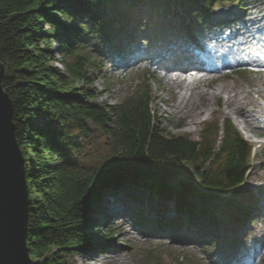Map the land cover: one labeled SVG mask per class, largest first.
Returning <instances> with one entry per match:
<instances>
[{
    "label": "trees",
    "instance_id": "1",
    "mask_svg": "<svg viewBox=\"0 0 264 264\" xmlns=\"http://www.w3.org/2000/svg\"><path fill=\"white\" fill-rule=\"evenodd\" d=\"M216 1L0 0L2 85L13 101L15 136L28 182L32 264H65L79 248L99 239L96 213L103 212L102 189L134 188L129 197L135 199L143 196L136 195L139 190H147L152 199L172 201L179 218L168 215L163 204L148 211L157 228L177 230L185 222L200 236L216 227L217 218L204 217L210 208L225 217L217 209L219 200L240 209L242 200L253 201L254 195L240 188L251 168L253 147L232 120H224L223 127L218 119L211 120L198 140L172 135L160 126L146 86L138 85L114 105L97 102V89L91 88L89 69L100 64L89 47L129 58L142 10L146 8L155 27L169 25L171 17L178 33L194 42L193 29ZM53 42L64 56L65 70L53 64ZM147 48L154 51L150 42ZM73 131L85 138L97 131L109 139L103 164L82 172L72 159L77 147ZM195 210L200 213L194 215ZM135 217L143 225L149 222L142 212Z\"/></svg>",
    "mask_w": 264,
    "mask_h": 264
},
{
    "label": "rangeland",
    "instance_id": "2",
    "mask_svg": "<svg viewBox=\"0 0 264 264\" xmlns=\"http://www.w3.org/2000/svg\"><path fill=\"white\" fill-rule=\"evenodd\" d=\"M247 5L250 4L246 9H240L236 2L218 0L215 5H208L209 8V21H201L200 25L203 27L213 26L214 28L212 36L219 38L220 36L230 35H241V31L244 29L243 20L250 21L255 16H258V9L264 8V0H246ZM263 3V5H262ZM146 9V8H145ZM142 10L141 18L147 19L146 10ZM239 16L241 19L237 24H233V16ZM230 20V23L226 21ZM150 24L152 22H149ZM149 23H144V30L136 38V44L134 46L133 55L128 62L122 63L114 59L112 53L107 52L105 49H100L99 46H91L89 50L95 57L97 64H100V68L90 67V73L94 84L91 88L97 89L98 97L97 102L108 103L114 105L124 100L126 96L131 94L134 89L142 84L148 88L153 96L154 101L152 108L158 113L160 126L172 135H188L190 138L198 140L201 137L203 129L207 127L208 123L213 119H218L221 124L224 120H232L237 128L241 131L247 141H249L254 147V155L251 161V168L247 173L246 183L241 187L246 192H253L256 197H259V182L252 181L253 169L256 167H264V138H258L254 133L243 129L245 125L238 121L234 114L224 115L221 113H212L208 111L201 120L197 123L187 125L184 123L185 119L180 117L179 114L170 113V104L177 101V95L174 86L168 85L162 78V74L158 72V76L150 71L157 70L154 66L157 61H148L149 55L146 53L145 45L150 42L155 48L161 49L163 44H171L172 50L179 49L177 46L183 44H174V39H171V35L168 30L163 28L156 29ZM227 24V25H225ZM225 27H221V26ZM209 27V29H210ZM48 28V27H47ZM209 31H205L207 33ZM174 36V35H172ZM148 39V40H147ZM150 40V41H149ZM200 41H203L200 40ZM214 42L205 44V49L211 48ZM187 45V44H186ZM53 52L56 55V61L54 65L58 66L61 70H65L63 60L64 56L58 54L59 47L56 42L52 43ZM89 52V51H88ZM161 66H167L168 61L163 60L160 62ZM152 67V68H151ZM231 70L228 69L226 72L215 74L219 76L218 80H209L210 86H216L217 84H231L236 90L244 95H248L250 91H254L255 95L264 93V72L254 73L251 71H245L241 74L228 73ZM158 71V70H157ZM228 73V74H226ZM226 76H221L225 75ZM214 76V75H213ZM200 84V88L206 86V84ZM195 91V90H194ZM224 97L220 98V104L215 105V108L223 107ZM256 109L257 107H253ZM38 122V120H33ZM38 124V123H36ZM222 127V126H221ZM74 138L73 142L77 146L72 152V159L77 163L82 172H87L99 167L103 164L105 158L109 155V139L100 132L93 131L89 138L81 136L78 132L73 131ZM222 132L220 133V136ZM221 138V137H219ZM264 173V168H262ZM189 174L193 175V169L191 166L188 167ZM261 183V182H260ZM263 183V182H262ZM131 190L121 189L111 191L109 189L103 190V195L100 201V207H104L103 210L107 211L108 217L112 214L111 206L118 204L121 205L123 210L121 213L116 215L121 217L114 221L113 224L109 220L105 223L97 225L98 234L95 235L99 238L95 241H91L85 246L79 248V251L67 257L65 264H87L81 254L89 249L91 246H95L94 249L102 256L103 264H117L118 261L111 259L110 257L116 252L121 253V258L125 264H143V261L148 259L160 262V264H246V260L249 261L247 252L252 253V247H254L253 239L249 240L251 233H254L258 228L261 227L259 216L257 214V204L250 200H242L241 209L234 204H229L225 200H219L217 207L224 210L225 217H227L229 223L225 227H217L212 233L205 237H199L191 227H181L178 231L172 233L169 230H164L159 233L150 227H142L135 214L141 210L146 212L150 211L151 206L163 204L168 214L174 216L171 207L173 202L164 203L158 198H150L148 191L142 193V198H131L129 195L133 192ZM129 193V194H128ZM138 194V193H136ZM140 194V193H139ZM230 196V195H229ZM231 195L229 198H232ZM211 211V209H210ZM200 212L198 210L193 211L194 215ZM228 213H231L228 215ZM212 215L207 214L210 218ZM176 217V216H174ZM232 218V219H231ZM108 219V218H107ZM154 220V218H151ZM124 222L125 225L122 229L132 234L122 235L120 231V224ZM231 222V224H230ZM240 223V224H239ZM243 224L242 227L240 225ZM236 224H239L238 228ZM237 228V229H236ZM236 229V230H235ZM235 230V231H234ZM253 231V232H252ZM94 233V232H92ZM248 236H244L247 235ZM256 234V233H254ZM233 237L236 242L242 240V242L236 246L233 244ZM256 237V236H255ZM245 238H248L245 240ZM215 241L216 244L212 245ZM263 255V254H262ZM246 259V260H245ZM252 264V263H251ZM257 264H264V259L258 261Z\"/></svg>",
    "mask_w": 264,
    "mask_h": 264
},
{
    "label": "bare ground",
    "instance_id": "3",
    "mask_svg": "<svg viewBox=\"0 0 264 264\" xmlns=\"http://www.w3.org/2000/svg\"><path fill=\"white\" fill-rule=\"evenodd\" d=\"M263 5V3H262ZM258 19L253 20L251 25L248 27V30L243 32L239 37H235V47L228 48L223 46L221 52L227 51L233 54H238L240 59L237 61H250L256 62V56L262 55L264 53V46H261L260 43L264 42V37L260 36L258 32L260 30L264 31V8L258 9ZM257 30V31H256ZM185 52L186 50H182ZM188 51V50H187ZM178 51L173 52L178 67L180 68V72L175 77L172 74H167L163 77V80L171 86H174L177 95V101L173 104H170V113L171 114H179L180 117L184 118V123L187 125L195 124L201 120V117L204 116L208 111L212 113H221L224 115H232L234 114L238 121L244 123L248 128H264V93H259L255 95L254 91H250L248 95H244L240 93V91L236 90V88L231 84H217L216 86H210L209 76L207 73H203L200 76H194L193 79L189 78L191 72L187 69L189 67L184 66L186 62L191 65L194 64L197 60V57L193 56L190 53L187 56L180 57L177 54ZM228 57V56H227ZM208 66L204 64L196 65V67ZM152 72L154 70L151 69ZM156 75V72H154ZM206 84V86L200 88V84ZM195 90V91H194ZM223 107L215 108V105L220 104V98L224 97ZM253 107H257L254 109ZM264 166V164H262ZM264 167H256L253 169V178L252 181L259 182L258 185H261V190L263 191V195L259 201V206L257 208V214L259 221L261 223V227L258 228L254 233H251L249 236V240L253 239L255 242V248L253 254L261 255L263 254L264 259V173L262 171ZM261 182V183H260ZM263 182V183H262ZM121 205L115 204L111 206L112 214L109 217V222L111 224L114 223L118 217L117 215L122 214L121 210H123ZM117 213V215H116ZM123 215V214H122ZM125 223L122 222L120 224V231L122 235L131 236V233L126 232L125 229H122ZM253 232V231H252ZM244 236H248L244 235ZM256 236V237H255ZM248 238H245L247 240ZM95 246H91L89 249L85 250L81 256L84 260V263L87 264H103L102 256L98 254L94 249ZM111 259L117 260V264H125L121 258V253L114 252V254L110 257Z\"/></svg>",
    "mask_w": 264,
    "mask_h": 264
},
{
    "label": "water",
    "instance_id": "4",
    "mask_svg": "<svg viewBox=\"0 0 264 264\" xmlns=\"http://www.w3.org/2000/svg\"><path fill=\"white\" fill-rule=\"evenodd\" d=\"M0 63V264H32L27 241L29 190L16 141L13 101L4 90Z\"/></svg>",
    "mask_w": 264,
    "mask_h": 264
}]
</instances>
